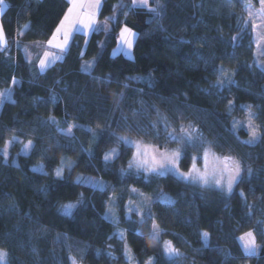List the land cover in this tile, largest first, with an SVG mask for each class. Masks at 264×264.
Segmentation results:
<instances>
[{
    "label": "trees",
    "instance_id": "1",
    "mask_svg": "<svg viewBox=\"0 0 264 264\" xmlns=\"http://www.w3.org/2000/svg\"><path fill=\"white\" fill-rule=\"evenodd\" d=\"M3 1L0 90L12 91L0 108V248L7 264H72V256L84 264H128L126 244L137 264H264V68L253 64L241 0H160L158 14L133 8L132 0H102L98 21L106 27L88 38L75 33L62 60L44 72L38 67L43 49L34 45L51 38L68 0ZM149 6L157 7L155 0ZM124 27L136 32L133 58L112 55ZM88 62L93 66L85 72ZM222 70L230 73L225 87L217 83ZM242 107L253 109L262 129L251 143L244 125L233 127ZM72 122L83 127L62 132ZM189 126L202 142L170 139ZM120 137L180 148L182 170L209 146L239 162L240 180L227 195L171 174L122 175L133 149ZM115 147L117 155L106 161ZM66 156L72 162L58 176ZM86 177L106 186L93 187ZM130 186L150 197L143 220L126 215ZM116 191L117 224L106 216ZM69 203L76 205L66 215ZM248 231L256 255L240 245ZM165 241L179 255L167 256Z\"/></svg>",
    "mask_w": 264,
    "mask_h": 264
},
{
    "label": "snow or ice",
    "instance_id": "2",
    "mask_svg": "<svg viewBox=\"0 0 264 264\" xmlns=\"http://www.w3.org/2000/svg\"><path fill=\"white\" fill-rule=\"evenodd\" d=\"M157 7H150L149 0H133L132 7L133 8H147L148 11L157 13L159 11L160 0H155ZM3 3V0H0V4ZM69 7L67 12L65 13L63 19L60 21L59 26L56 28L55 33L53 34L52 39L48 41V45L50 48L58 49V51H45L43 57L39 60V67L41 71L45 70L51 63L56 60L62 59L64 52L68 48L69 40L72 37L74 31H81L84 29L90 31H98L100 27L96 24V14L101 7V0H68ZM261 9L259 13H254L250 8H246L248 11V15L250 18L254 16H259L260 18V27L264 28V0H260ZM106 27V26H105ZM257 25L253 22V28L255 29ZM136 34L132 32L131 29L125 27L121 29L120 32V40L123 45H126L127 48L132 47L133 40L132 38ZM7 46V39L3 32L2 26H0V47ZM92 64L85 63L82 65V70L85 72L90 71L92 68ZM226 76L227 73H224ZM15 83V80H13ZM217 83L219 85H223L224 81L222 79H218ZM11 91L7 90L5 93H0V96H5L9 100L11 99ZM229 107H231V102H229ZM254 114L251 111V108H248V133H249V143L256 141L260 137V129L253 123ZM72 127L69 126L67 129V133L71 134ZM233 127H236L234 124ZM169 137L171 140L180 143V144H192L196 139H200L202 142V137H197L196 130L191 126L185 128H180V135H175L174 133H169ZM120 140L128 143L127 137H120ZM136 148V152L133 156V162L130 163L129 167L135 166L136 169L143 170L149 173H156L158 175L163 174L164 171H176L177 163L181 156V149L177 148L172 152H165L159 154V158L154 151L149 150V146H142L139 143L134 144ZM26 149L31 148V142L25 145ZM115 153V150H113ZM5 157H7V151L4 153ZM111 154H105V160L110 158ZM209 151L205 150L204 152V162L205 168L204 171H200L193 165L192 169L188 173H180L184 179L198 181L203 185L214 184L215 186L226 190L228 193H231L233 190V186L237 184L241 177V166L239 162L232 161L231 157H215L213 156V164L211 168L209 167ZM195 159V158H194ZM249 173L251 169H248ZM57 175H61V171H57ZM243 195V193H241ZM75 206L72 204H68L64 206L65 214L70 215L71 210ZM133 209L129 208V212H132ZM137 212L141 214L143 220V210L136 209ZM121 238H123V234L121 233ZM152 236L155 239H159L160 231L158 226L153 223L152 225ZM202 237L205 240V244H207L208 233H202ZM239 239L243 242L244 249L249 254H255L258 248L256 244L255 236L252 232L245 233L243 236L239 237ZM164 250L165 253L169 257H174L179 255L177 250L171 246V243L168 241L164 242ZM7 253L4 251H0V264H7L6 261ZM72 264H78L75 258H72Z\"/></svg>",
    "mask_w": 264,
    "mask_h": 264
},
{
    "label": "rangeland",
    "instance_id": "3",
    "mask_svg": "<svg viewBox=\"0 0 264 264\" xmlns=\"http://www.w3.org/2000/svg\"><path fill=\"white\" fill-rule=\"evenodd\" d=\"M241 2L243 3L244 12H245V16H246L245 23H244V33L245 34H249L251 36V42H252V44H253V46L255 48V51H256V58L254 59L253 64L255 66H257V67L264 68V60H263V56H264V28L260 27L261 21H260V18H259L258 15L250 18L249 15H248V11H246V8H250L254 13H259V11L261 9L260 0H257L256 2H254L252 0H241ZM253 22H255V24L257 25V27L255 29L253 28ZM132 32H134L136 34V32L134 30H132ZM89 35H87V38L89 37ZM135 39H136V35L132 38V40H133L132 47L129 49V48H127L126 45L122 44V42L120 40V33H119L117 45L112 50V55H117L119 53H122V54H124L125 56H127L129 58H133L134 57L133 45H134ZM70 43H71V39L69 41L68 47H69ZM48 51H50V50H48ZM52 51H58V50L55 49V50H52ZM62 58H63V56H62ZM60 60H62V59H60ZM57 61H59V60H56L55 62H57ZM55 62L51 63L49 66H51ZM88 63H91V62H88ZM45 70L41 71V69H40L41 72H44ZM224 73H227V75L225 76ZM219 79H222L224 81L223 85H221V86L225 87L228 84V82L230 81V73L228 72V70H222L221 71V75L219 76ZM5 92L6 91H4L2 93H5ZM3 97H5V96H0V98H3ZM248 108L249 107H242V108L238 109L239 110V114H238V116L236 117V119L234 121V124L236 125L235 128H239L240 126L244 125L248 129ZM251 111L254 114L253 123L256 126L259 127L260 133H261L262 129H261L260 125L258 124L257 120H256L255 112L253 111L252 108H251ZM51 120H54V119L51 118ZM69 126H74V127H72L71 134H72L73 130L76 127H83V126H80L77 123H73L72 122V123H70L68 125V127L66 129H62V132L68 134L67 133V129L69 128ZM84 128L88 129L91 132L94 131V129H92V128H86V127H84ZM127 139H128L129 142L125 143V144H127V145L132 147L133 154H132L130 160L128 161V163L126 164V166L121 168L120 172H121L122 175L126 174L127 172H134V173H137V174H144L147 177L149 175H151V174H156V173L145 172L143 170H139L138 171L135 166H133L131 168L129 167L130 163L133 162V156H134V153L136 152V148L134 146V144H136V143H139L142 146H145V145L149 146V150L150 151H154L157 154L158 158H159V154H162V153H165V152H172L173 150H175V149H171V148L160 149L157 146H155V145H153L151 143H148V142H146L145 140H143V139H141L139 137H127ZM28 143L29 142H27V144ZM9 147H10V145L6 146V151H8ZM28 150L29 149H26L25 146H24V148L22 150V153L23 154H27ZM113 150H115V153H113ZM205 150H208L209 154H210L209 155V167L210 168H211V166L213 164V156L220 157V158L227 157V156H222V155L216 153L211 147L207 146V147L204 148V150L202 151V153L199 156L194 157L195 159H193L192 164H191V166H190V168L188 170H182L180 168V166H179V161H178L177 170L176 171H164L163 174H160V175L171 174V175L176 176L178 179H180L182 181L193 183V184H197V185H200V186H203V187L215 188V189H218V190H220L221 192H223V193H225L227 195L230 194L226 190H223V189L215 186L214 184L203 185V184L199 183L198 181L186 180L181 175H179L180 173H188L192 169L194 164H195V167L197 169H199L200 171H204L205 162H204V158L203 157H204ZM107 153L111 154V155H110V158L108 160H106V161H111L117 155L118 149L115 147V148L109 150ZM68 161H71V159L69 157L66 156V157L62 158L60 166L56 170V174H57V171L60 170L61 171V175H62V173H63V165L66 162H68ZM232 161L238 162L235 158H232ZM34 168L37 169V170H41V168H38L37 166L34 167ZM61 175H59V176H61ZM80 178L78 180H80ZM83 180L85 182H87L88 184L92 185L93 187H101V188H103L104 186H106V183H104L103 181H101V180H99L97 178H94V177H86V178H83ZM233 188H234V186H233ZM129 191L131 192L132 196L130 197V199L127 201V204H126V211H127L126 215H127V217H130L132 215V213H136L139 217H141V214L139 212H137L136 209H142L143 211L145 209H147L148 206H149V203H150V197L148 195L140 192L137 188H135L133 186L129 187ZM118 195H119V192L116 191L112 195H110L109 199L107 200V208L108 209H107V215L106 216H107V218H109L115 224L118 223L117 205H116V197ZM161 199L164 200V201H167V202L170 201V198L167 195H163L161 197ZM69 204H72L74 206L76 205V203H69ZM129 208L133 209V211L129 212ZM116 232H117V234L120 237H121L120 234L122 233L123 237H124L125 231H124L123 228L117 226ZM248 232H252V231H248ZM248 232H246V233H248ZM244 234L245 233H243L239 237L243 236ZM239 242H240V245H241L243 251L245 252V254H247V255H256V254H258L259 246H258L255 254H249L244 249L243 242L240 239H239ZM256 244H257V242H256ZM171 246H173V245L171 244ZM0 251H4V252L7 253L6 261L8 263V260H9L8 252L6 250L2 249V248H0ZM164 253H165V250H164ZM125 257L128 260V264H137V262L133 258V252H132V250H131V248H130V246L128 244H126V246H125ZM72 258H75L77 260L78 264H84L80 260H78L75 256H72ZM144 264H153V259L147 260Z\"/></svg>",
    "mask_w": 264,
    "mask_h": 264
},
{
    "label": "crops",
    "instance_id": "4",
    "mask_svg": "<svg viewBox=\"0 0 264 264\" xmlns=\"http://www.w3.org/2000/svg\"><path fill=\"white\" fill-rule=\"evenodd\" d=\"M101 3H102V0H101ZM132 3H133V0H132ZM6 3L3 1V3L2 4H0V18H1V15H2V13L4 12V10H5V8H6ZM70 6V5H69ZM100 10V9H99ZM99 10H98V12H97V14H96V24H97V26L99 27L100 26V24H101V26H105L103 23H99V21H98V13H99ZM67 12V11H66ZM64 17V16H63ZM63 19V18H62ZM61 19V20H62ZM60 24V23H59ZM59 24H58V26H59ZM0 26H1V24H0ZM57 26V27H58ZM55 31H56V29H55ZM55 31H54V33H55ZM53 33V34H54ZM75 33H82V34H84L86 37H87V35H89V34H91L92 33V31H90V30H87V29H84V30H81V31H74L73 32V34H72V37H73V35L75 34ZM52 37H53V35L51 36V38L50 39H52ZM72 37H71V40H72ZM49 39V40H50ZM48 40V41H49ZM48 41L47 42H45V43H36L34 46L35 47H38V48H42L43 49V51H42V53H41V56H40V59L43 57V54H44V52L45 51H48V50H50V51H52V50H55V48H50L49 47V45H48ZM70 41V40H69ZM56 50H58V49H56ZM24 55H25V57H26V59H28V60H30L31 58H32V52L28 49V48H25L24 49ZM39 59V60H40ZM38 67H39V62H38ZM40 68V67H39ZM7 90H10L11 91V89L10 88H6V89H2V90H0V93H2V92H4V91H7ZM11 94H12V91H11ZM11 99H12V95H11ZM10 99V100H11ZM9 99L8 98H6V97H3V98H0V108L2 107V105H3V103L5 102V101H8Z\"/></svg>",
    "mask_w": 264,
    "mask_h": 264
}]
</instances>
